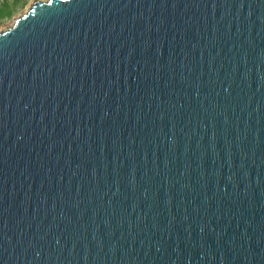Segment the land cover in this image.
<instances>
[{
  "label": "water",
  "instance_id": "1",
  "mask_svg": "<svg viewBox=\"0 0 264 264\" xmlns=\"http://www.w3.org/2000/svg\"><path fill=\"white\" fill-rule=\"evenodd\" d=\"M0 264H264V0H36L1 30Z\"/></svg>",
  "mask_w": 264,
  "mask_h": 264
},
{
  "label": "rangeland",
  "instance_id": "2",
  "mask_svg": "<svg viewBox=\"0 0 264 264\" xmlns=\"http://www.w3.org/2000/svg\"><path fill=\"white\" fill-rule=\"evenodd\" d=\"M36 0H0V31L10 27Z\"/></svg>",
  "mask_w": 264,
  "mask_h": 264
},
{
  "label": "bare ground",
  "instance_id": "3",
  "mask_svg": "<svg viewBox=\"0 0 264 264\" xmlns=\"http://www.w3.org/2000/svg\"><path fill=\"white\" fill-rule=\"evenodd\" d=\"M12 24H13V23H12ZM12 24H11V25H12ZM11 25H10V26H11Z\"/></svg>",
  "mask_w": 264,
  "mask_h": 264
}]
</instances>
